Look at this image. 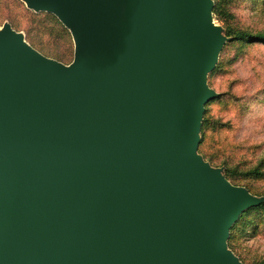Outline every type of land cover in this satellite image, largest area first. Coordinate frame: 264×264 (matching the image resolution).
Here are the masks:
<instances>
[{
  "label": "water",
  "instance_id": "1",
  "mask_svg": "<svg viewBox=\"0 0 264 264\" xmlns=\"http://www.w3.org/2000/svg\"><path fill=\"white\" fill-rule=\"evenodd\" d=\"M22 1L74 57L0 27V264H242L229 231L264 197L197 152L213 0Z\"/></svg>",
  "mask_w": 264,
  "mask_h": 264
},
{
  "label": "rangeland",
  "instance_id": "2",
  "mask_svg": "<svg viewBox=\"0 0 264 264\" xmlns=\"http://www.w3.org/2000/svg\"><path fill=\"white\" fill-rule=\"evenodd\" d=\"M18 1L0 0V27L10 24L41 54L69 64L74 57L70 31L54 14ZM212 16L224 35L226 27L264 33V0H222L217 14L212 9ZM206 80L219 95L204 105L201 126L204 119L208 126L204 136L198 134L197 152L222 173L225 165L231 167L233 182L264 197V42H243L225 35ZM256 167L261 175L247 174ZM238 221L234 250L228 245L227 249L242 264H264V211L249 207L234 224Z\"/></svg>",
  "mask_w": 264,
  "mask_h": 264
},
{
  "label": "trees",
  "instance_id": "3",
  "mask_svg": "<svg viewBox=\"0 0 264 264\" xmlns=\"http://www.w3.org/2000/svg\"><path fill=\"white\" fill-rule=\"evenodd\" d=\"M12 1L14 3H19L18 0H12ZM214 1H215V4H214V8H213V13H216L217 14L218 9L220 7V4H221V1L222 0H214ZM225 35L231 36L233 39H236V40H239V41H243V42H264V33L263 32H260V33H250V32H247L245 30H241V29L233 30L230 27H226ZM207 126H208L207 119H204L203 124H202L201 129H200V134L202 136H204L205 129L207 128ZM223 174H225V176H226L227 179H230V181H232L231 182L232 184L237 185L236 182H233V181H235V177H233L234 175L231 173V167L225 165V169H224ZM247 174H251L253 176H259V175L262 174V172H260L257 169V167H256L253 170L248 171ZM251 208L252 209H257V210H263L264 211V201L261 202L259 205L253 206ZM239 220H241V219H239ZM239 222L240 221H238L236 224H234L232 226V228L230 229V232H229V237H228V240H227V245L232 250H234V246H233V239L235 237L234 230L239 225Z\"/></svg>",
  "mask_w": 264,
  "mask_h": 264
}]
</instances>
